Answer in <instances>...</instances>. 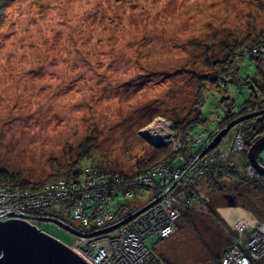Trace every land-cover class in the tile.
<instances>
[{"label": "rangeland", "instance_id": "1", "mask_svg": "<svg viewBox=\"0 0 264 264\" xmlns=\"http://www.w3.org/2000/svg\"><path fill=\"white\" fill-rule=\"evenodd\" d=\"M222 50L238 55L232 63L240 66L236 75L239 81L203 84V78L215 81L219 75L217 62L210 59ZM254 52L258 54L253 58L260 77L255 62L244 59L239 64L238 53L250 56ZM262 77L264 0H0V171L18 177L9 182L16 184L12 188L24 182L42 185V190L66 181L63 175L78 164V173L68 179L73 183L82 181L80 173L91 163L120 170L107 171L129 177L139 175L154 163L163 162L159 161L161 156L150 160L158 146L165 149L161 153L165 159L175 157V165L182 156L183 162L189 163L190 152L185 147L190 137L184 139L179 129L174 130L175 122L180 126L200 110L209 123L206 128L218 134L222 129L214 125L217 117L229 108L237 112L250 98L244 80L259 82ZM197 97H203L204 103ZM152 124L158 126L157 131L170 132L171 142L151 145L141 131ZM194 128V132L206 134L204 129ZM236 129L233 126L214 148L202 154L216 134L198 157L211 161L214 153L223 160L222 155H226L234 162V177L239 178L245 172L247 156L241 152L244 145H239ZM173 144L177 145L175 152ZM256 158L262 166L264 148ZM148 161L152 163L147 165ZM222 166L226 168V160ZM249 166L258 176L247 172L244 180L256 177L264 183V175L251 163ZM206 169L187 175V180L192 176L191 187L200 178L198 195L193 192L191 206L180 205L184 208L171 234L155 240L151 247L171 264H217L229 245V234L239 229L250 231L264 223V188L245 182L235 191L228 176L222 173L224 180L219 175L211 178ZM84 181L90 179L84 176L80 185L85 186ZM220 181L224 187L218 190ZM136 187L132 199L125 201L129 207L138 208L135 213L149 203L144 211L156 204L158 199L153 195H159L153 194L151 185L132 188ZM239 190L243 195L237 194ZM7 191L13 201L15 193L10 188ZM73 194L74 200L82 197L90 206L89 192ZM56 195L61 200L60 192ZM218 201L219 205L213 206L212 202ZM114 204L116 199L113 205H103L114 214ZM61 205L52 203L42 209L48 206L65 217L67 210ZM132 215L120 217L122 224L123 220L114 219L124 226L138 216L129 219ZM39 218L42 232L74 252L86 251L81 248L80 243L85 246L81 236L48 221L57 219ZM78 223L75 220L79 227ZM165 231L163 224L160 232Z\"/></svg>", "mask_w": 264, "mask_h": 264}, {"label": "built area", "instance_id": "2", "mask_svg": "<svg viewBox=\"0 0 264 264\" xmlns=\"http://www.w3.org/2000/svg\"><path fill=\"white\" fill-rule=\"evenodd\" d=\"M153 125L155 124L142 129L148 140L155 141L156 145L171 142L169 141L170 136L172 137L170 132L165 131L166 129L157 131L158 126L153 127ZM205 131L206 137L203 143L209 142L216 135L215 131L208 128ZM236 137L239 145H244L242 137L239 134ZM201 141L200 136H196L185 147L190 152L188 153L190 158L187 160L189 163H184L185 159L182 156L180 164L172 169L168 165L167 160H165L161 164L148 169V171L139 175L135 174L129 179L116 172L96 171L88 167L80 173L82 181L84 176L90 179V182L84 181L86 183L85 186L80 185L82 182L80 180L75 183L62 181L53 183L42 190H32L22 187L12 188V186L0 183V210H3L0 212V221L19 219L39 229L38 226L34 225L35 221H38L40 217L36 212L52 203H68L70 209L72 208L73 221L79 220L80 229L78 230L83 234H91L116 224L115 213L112 214L106 211L107 207H104L105 202L110 203L111 192L109 190L110 187L106 184L107 182L113 181L118 183V185H122L121 187L123 188L127 187L124 192V196L127 199L131 198L133 194L132 190L129 189L131 186L151 185L153 194L157 193L159 195L155 196L154 194L153 197L160 201L157 200L154 206L142 212L134 220L132 219L130 223L118 226L111 232L101 233L88 238L80 237L82 238L80 240L85 243V246L80 243L81 248L84 247L86 251L74 250L88 264H171L159 258L152 251L151 246L149 247L148 242L153 243L157 239L167 238L175 228V222L179 217L180 210L185 206H191L194 195L193 191L189 190L192 187L188 183L192 182V176L188 177V180L186 177L190 173L194 175L204 167L207 168L209 163L213 161L212 159L208 161L207 157L200 159L198 157L205 144L198 150L192 151V148ZM172 148L175 152L177 145L173 144ZM247 172L258 176L251 170L250 166ZM195 179L196 177L193 181ZM185 186L188 188L186 191L183 189ZM8 188L15 193L13 201V198L8 195ZM79 188L89 192L91 196L90 206L82 201V197L74 200L75 195L73 193L75 191L83 193ZM56 192H60L61 200L57 199L58 195H56ZM184 192L189 194L183 197ZM98 198L101 200H98ZM96 205H102L103 208L100 210ZM180 205L184 207L179 208ZM121 220L123 219H118V222ZM163 224H165L166 231L161 233L160 229ZM260 224L255 225L250 231L245 232V230L239 229L235 234H229L231 240L223 257L221 256V264H240L239 261L241 260L244 262L242 264H252L256 261L264 264V223L260 222ZM145 235L152 238L145 240ZM76 240L78 242L79 238H76Z\"/></svg>", "mask_w": 264, "mask_h": 264}, {"label": "trees", "instance_id": "3", "mask_svg": "<svg viewBox=\"0 0 264 264\" xmlns=\"http://www.w3.org/2000/svg\"><path fill=\"white\" fill-rule=\"evenodd\" d=\"M258 47L259 46H256L254 48L258 50ZM220 52H221V54H216V57L213 56L212 59H210L212 62H217V66L215 64V67L219 71V75L216 77L215 81H214V79L213 80L211 79V81H210L207 77L203 78V81H202L203 84L204 83H209L211 85H215L216 86L218 84L224 85V84H228V83H237V81H239V80L236 79V75L238 74L240 66H237L236 64L232 63V61L234 62V58L236 56V53L234 51H226V50H222ZM239 52H240V50H239ZM255 52L253 53V55H250L251 57L249 56V54H246V53H238L241 56L240 58H238L239 59V64L241 65V63H242V61L244 59H249V60L255 62L254 58L258 55V54H256L257 52L256 53ZM258 52H262V50L259 49ZM254 54H256V56ZM236 57H238V55ZM250 58H252V59H250ZM255 64L257 66V72H258L259 77H260L261 73L258 71L259 70V66H258V64L256 62H255ZM246 81H248L249 83H246ZM244 84H246L248 86V92H249L250 98L238 109L237 112H231L230 108H229V109H226L227 113H225L224 115L220 114L222 117L220 116L219 119L217 117L216 121H214V125L215 124L218 125L219 129H223L226 125H228L230 122L234 121L238 117H241L243 115H247V114H250L252 112H256L258 110L264 109V78L262 77L259 82L258 81L256 82V80H254V79L250 80L249 78H246L244 80ZM253 84L256 87H258L259 91L256 90V88L253 87L254 86ZM197 98H200V101L202 99H204L203 97H197ZM223 101H225V100H221V102H223ZM203 103H204V100H202V104ZM175 123H174L175 125L172 126V128L174 130H176V128L179 129L181 131L182 136H183L184 139H186L187 136L190 137V138H188V141L186 142V145L189 143V141L193 140L194 137L200 136L202 141L197 143L196 146H194L192 148V151L198 150L199 148H201V146L203 147L204 144L206 145L208 143V141L203 143V140L206 137L205 134H202L201 132L200 133L199 132H194V130H193V128L195 126L196 127H200L201 130L202 129L205 130L206 127H209V123H207L206 119L202 116L200 110H196L195 113L192 115V117H190L186 122H182L181 121L180 122L181 123L180 126L177 125V122H175ZM235 127H237L235 133L239 134L242 137L243 141H244V149L241 152H244L245 155L247 156V151L250 148V146L253 144V142L257 138H259V137L264 135V115L246 119V120L238 123L237 125H235ZM190 129H191V131H190ZM192 133H194V135ZM235 135H234V137H235ZM158 147H156V149L154 151V155L151 156V158L149 157L150 160H155L156 158H159L160 156H161V158L164 156V155H161V153L165 149L158 148ZM217 152H218V154L220 153L219 150H217ZM165 156L162 159L160 158L159 161L161 162L162 160L163 161L167 160L168 165L172 169H174L177 166V165L174 164L176 162V161L174 162V160H175L174 158L175 157L171 156V157H169V160H168V159H165L166 158ZM213 157H214L213 161L210 162L208 167H207L209 169L208 170L206 169L208 176L215 177V176L219 175L221 180H224L225 176L222 174V173H224L226 175V177L228 176L229 179H231V183L233 184L232 188H234L235 191L237 190L236 189L237 185H240V183H245V182L247 184H251L252 183L254 185H258L259 188L260 187L264 188V183L263 182H259L258 179H255L256 177H254V179L252 177V179L244 180V177H246V172H247V169H248L249 163H250L249 160H248V157H247V163L245 165V172H244L243 176H240L239 178H235L234 175H233L235 173L234 172L235 166H234L233 160H229L228 161L226 159L227 158L226 155L223 156L222 158H224V160H226V168H224L222 166V162L224 160L221 159L216 153L213 154ZM148 163L149 164H147V165H150V163H152V162L148 161ZM157 164L158 163H156V164L154 163L151 167L146 168V169H150V168L156 166ZM261 164L264 166L263 162H261ZM78 165L76 166L75 169H71L70 172L67 173L65 176L63 175L64 178H67L66 181L69 178H71L72 176H74L75 174L78 173V169H79ZM89 167H91L92 169H94L96 171L113 170V171H119L120 172V170L110 169V168L108 169V168L102 167L101 165H98V164H95V163H91V165ZM116 173H118V172H116ZM119 174H121V173H119ZM121 175L125 176L126 179L130 178L127 174H121ZM17 178L18 177L15 176V174L7 173L6 171H0V182H2L3 184L11 185V186L12 185H16V184H9V182H11V181L13 182ZM198 179L200 180V178H198ZM199 180L198 181L196 180L194 182V184H193L192 191L194 192V195H195V193L197 194V192H198L197 190L199 189V186H201ZM241 180H243V181H241ZM67 182L70 183V182H72V180H68ZM221 183H222V185L220 187H218V190L222 189L224 187L223 186L224 183L220 181V184ZM106 184H107V186L110 187V189H109L110 192H111V194H110V204L113 205V199H116V204H114V206H115L114 207L115 208L114 209V212H115V216L114 217H115V219H121L120 217H125V216L129 215L130 213H135L134 210H136L138 208L134 209L132 207H129V205L125 203V201L128 200L127 197L124 196V192H125L127 187L123 188V187L119 186L118 183H115L113 181H109ZM17 185H19L22 188H30V189H32V188L33 189H40L42 187V185L38 186L37 183H34L33 186L27 185L24 182H22L20 184H17ZM132 187L133 186H131L129 189H131L132 193L134 194L136 192L137 187L136 188H132ZM238 192L239 193H237V194L243 195V193L240 192V190ZM188 194L189 193L184 192L183 193V197L185 195H188ZM224 196L226 197V194H223V197ZM230 196H233V194L230 195ZM129 199H132V198H129ZM224 199H226V198H224ZM61 204L62 205L59 206V207H63L64 210H67V211H65V213H67V214H65V217L59 211L58 212L52 211V210H50V208L41 209L40 211H38L36 213L40 217L51 216V217H54L55 219H57L58 221L64 222L66 224H69V225L77 228V229H80L78 226H76L74 224L75 222L73 221V218H72V211H71L72 208L70 209V205L68 203L67 204L61 203ZM212 204H213V206H217V204L219 205V201L218 202H212ZM65 207H67V209ZM110 209L113 210L111 208V206H110ZM59 214H61L62 217ZM35 222L37 223L38 227H40L41 222H39V221H35ZM153 243L148 242L149 247L151 246L152 249H153V246H154ZM2 257H3V255L0 256V258H2ZM219 263H220V260L217 261V264H219Z\"/></svg>", "mask_w": 264, "mask_h": 264}, {"label": "water", "instance_id": "4", "mask_svg": "<svg viewBox=\"0 0 264 264\" xmlns=\"http://www.w3.org/2000/svg\"><path fill=\"white\" fill-rule=\"evenodd\" d=\"M261 115H264V109L252 112L247 115H243L230 122L222 130H220L216 137L205 147L202 154L214 148V146H216L218 142L226 135V133L236 124L246 119ZM141 135L145 137V134L142 131ZM148 141L151 145L157 146L152 141ZM263 148L264 135L257 138L247 151L249 162L257 169V172L262 175H264V166H260L256 156L257 153ZM150 205L151 203H149L136 213H133V215L130 216L129 219L140 214ZM1 211L3 210H0V212ZM38 220H41V218H39ZM48 221H51L58 227L74 236H81L86 238L93 235L109 232L110 230L124 223L123 220L122 222H120V224H115L104 230L91 234H83L73 230L68 226H65V224L60 221ZM1 255H3V257L0 258V264H88L76 252L63 245L56 238L47 235L35 226L30 225L28 222L19 219H8L6 221H0V256Z\"/></svg>", "mask_w": 264, "mask_h": 264}, {"label": "crops", "instance_id": "5", "mask_svg": "<svg viewBox=\"0 0 264 264\" xmlns=\"http://www.w3.org/2000/svg\"><path fill=\"white\" fill-rule=\"evenodd\" d=\"M243 208H244V207H243ZM245 208H246V207H245ZM217 209H218V210H220V208H219V207H218ZM242 213L244 214V212H242V211H239V213H238V214H240V215H241Z\"/></svg>", "mask_w": 264, "mask_h": 264}, {"label": "bare ground", "instance_id": "6", "mask_svg": "<svg viewBox=\"0 0 264 264\" xmlns=\"http://www.w3.org/2000/svg\"><path fill=\"white\" fill-rule=\"evenodd\" d=\"M202 150H203V149H202ZM202 150H201V151H202ZM201 151H200V152H201Z\"/></svg>", "mask_w": 264, "mask_h": 264}]
</instances>
